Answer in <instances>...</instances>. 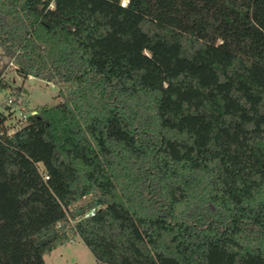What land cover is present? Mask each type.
Instances as JSON below:
<instances>
[{"label":"trees","instance_id":"obj_1","mask_svg":"<svg viewBox=\"0 0 264 264\" xmlns=\"http://www.w3.org/2000/svg\"><path fill=\"white\" fill-rule=\"evenodd\" d=\"M0 46L60 99L0 112V264H264V0H0Z\"/></svg>","mask_w":264,"mask_h":264},{"label":"rangeland","instance_id":"obj_2","mask_svg":"<svg viewBox=\"0 0 264 264\" xmlns=\"http://www.w3.org/2000/svg\"><path fill=\"white\" fill-rule=\"evenodd\" d=\"M0 70L4 71L5 81L9 83L7 87L0 85V111H7L5 104L8 98L16 99L17 94L13 93L14 87L11 85L20 88L23 94V97L20 96L21 98L17 100L18 104L22 103L24 106L27 104L29 109L46 105L53 106L60 101L59 88L56 84L33 76L27 79L23 78L15 71V65L8 58L0 56ZM45 259L47 264H96L94 255L81 240L54 249L45 256Z\"/></svg>","mask_w":264,"mask_h":264},{"label":"built area","instance_id":"obj_3","mask_svg":"<svg viewBox=\"0 0 264 264\" xmlns=\"http://www.w3.org/2000/svg\"><path fill=\"white\" fill-rule=\"evenodd\" d=\"M6 105L9 106V108L5 107L7 111L0 112H3L4 115L9 117L7 124L10 127L8 130V134L10 135L14 134L18 129H20L21 125L27 120L29 115L36 114V110H34V108H31L28 111L27 107H25L22 103L18 104L17 100L12 97L8 98ZM13 105H16V107H13ZM93 214L94 210L86 214V216H90Z\"/></svg>","mask_w":264,"mask_h":264},{"label":"water","instance_id":"obj_4","mask_svg":"<svg viewBox=\"0 0 264 264\" xmlns=\"http://www.w3.org/2000/svg\"><path fill=\"white\" fill-rule=\"evenodd\" d=\"M13 87H17V86H15V85H12Z\"/></svg>","mask_w":264,"mask_h":264}]
</instances>
